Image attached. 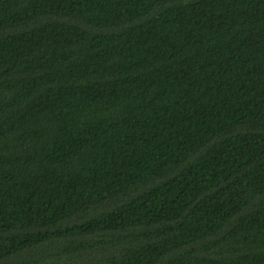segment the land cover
I'll use <instances>...</instances> for the list:
<instances>
[{"label":"trees","instance_id":"1","mask_svg":"<svg viewBox=\"0 0 264 264\" xmlns=\"http://www.w3.org/2000/svg\"><path fill=\"white\" fill-rule=\"evenodd\" d=\"M0 264H264V0H0Z\"/></svg>","mask_w":264,"mask_h":264}]
</instances>
